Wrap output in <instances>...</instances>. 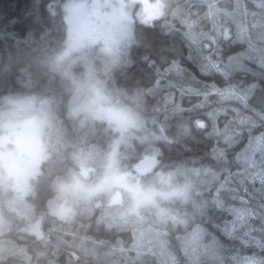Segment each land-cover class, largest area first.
<instances>
[{
	"label": "clouds",
	"instance_id": "clouds-1",
	"mask_svg": "<svg viewBox=\"0 0 264 264\" xmlns=\"http://www.w3.org/2000/svg\"><path fill=\"white\" fill-rule=\"evenodd\" d=\"M196 2L199 4L206 0ZM158 3L162 7V14L145 23L137 15L141 5L137 0H130L129 9L134 31L144 35L171 34L175 38V46L171 49L173 56L174 49L179 48L181 44L188 47V41L199 47L205 40L215 42L221 37L227 40L230 36L233 44L239 42L246 45L242 51L231 56L227 64L235 80L242 83L253 77L264 79V0H235L232 11L212 19L208 31H204L199 20L210 13H203L196 21H192L190 18L192 5L189 0H158ZM213 7L209 5L210 9ZM177 25L186 31H181ZM204 47L206 48L207 44H204ZM69 55L70 51L65 52L60 59L63 60ZM46 67L39 61L35 64L30 74L33 88H48V83L44 80L48 75ZM69 78L72 79L73 92L68 110L71 127H57L53 132L50 118L42 117L27 107L17 114L14 128L9 127L7 121L0 123V199L6 204L3 218H0V231H12L19 227L20 222L28 223L29 212L32 213V219L46 216L53 222L73 225L96 215L97 225L103 224L105 228L116 226L105 218V212L112 204V193L102 191L98 187L88 188L87 191L81 189V185L87 186L78 170L77 153L82 149H77L73 141L86 122L106 123L109 128L119 131L117 124L119 117L115 112L105 113L91 107L88 102L90 93L85 83ZM252 103L257 110L252 115L242 111L243 123L232 118L229 113L230 128L225 135L214 134L212 126L207 130L197 127L192 122L193 117L197 115L195 113L180 115L173 124L172 134L180 143L202 142L206 139L212 141L211 149L196 157L200 161L199 182L209 189L215 188L217 184L222 183L220 176L225 169H235L234 177L239 184L244 186L246 183L247 187H251V191L248 192L251 199L239 207L249 213L250 225L259 222L258 227L245 226L243 230L233 233L230 237L224 234L227 239H222L220 234L204 228L201 233L204 251L199 258V264H264V153L257 154L253 159L242 151L249 142L252 145L258 141L264 142V90L257 94ZM172 110L180 112L175 107ZM221 122L223 123V120ZM145 123H148L147 119ZM225 140L238 147L233 149L224 142ZM17 141L25 145L27 150H17ZM218 141L219 148L228 153L226 157L222 154H213L212 149L217 147ZM107 177L108 170L104 167L97 173L95 184L103 185ZM133 181L141 192L152 191L151 186L140 184L136 177L129 176V183ZM257 183L259 187L256 186ZM193 186L189 183L177 187ZM158 205L159 197L156 198V205L136 207L133 202L129 215L131 226L136 227L138 221L144 218V212L150 211L154 216V223L159 224L161 229L169 227L175 229L177 221L170 215L162 214ZM62 210H67L68 215H62ZM192 211L197 219L206 214L204 207L193 208ZM20 230L27 231L29 235L33 234L27 228ZM67 234L74 235L71 232ZM166 234V231L161 232V235ZM38 239L40 237H37ZM204 240H207V243H203ZM35 243L36 241H33V244ZM65 251L69 253L68 264H97L95 256H90L86 250L71 242H68ZM36 257L34 264H42L41 258L46 257V253L36 251ZM0 264H19V261L13 253L0 250ZM47 264L56 262L49 260Z\"/></svg>",
	"mask_w": 264,
	"mask_h": 264
},
{
	"label": "rangeland",
	"instance_id": "rangeland-1",
	"mask_svg": "<svg viewBox=\"0 0 264 264\" xmlns=\"http://www.w3.org/2000/svg\"><path fill=\"white\" fill-rule=\"evenodd\" d=\"M105 1L106 3L104 4H93L80 7L79 9H77L78 6L73 8L68 7L71 24L75 23L76 18L86 22L91 27L97 28L98 26V28L104 29L103 31L106 34L114 32L113 36H115V39L112 42L108 40L109 42L105 41V44L101 46H92L91 44L85 43L86 41L84 42V39L87 40L85 35H87L92 29L90 28L89 32L84 31L82 34H79V36H76L75 38L72 37V40L69 39L67 42V49L63 52L70 51L69 56H73V59L68 58L66 62L68 67H72L78 62L75 59L80 58L85 61L84 63H91L94 66V68L92 65L88 66L89 71L87 74L89 77L87 79L91 78L92 73L100 72L96 77L90 80H84L85 87L90 93L88 96V102L93 108L100 109L105 113L115 112L119 117L117 124L120 130L116 131L119 136L116 140H110V142H113L111 143V147L108 146L107 151L105 143L102 142L103 134L104 131L105 133L114 131L112 128H109L107 125H105L106 127H102V125H100L102 123L100 122H86L83 127L80 128L79 135L76 138L78 145H76V141L74 144L77 149H82V151H78L77 153L79 157L78 170L81 176L84 174L85 178L82 177L87 182L86 187L84 185H81L80 187L83 191H87V189L91 187H98L102 191L111 192L112 204L109 210L105 212V218L116 226L110 228V231L111 229H120L122 232H125L127 231L126 229H130L132 232L136 231L135 235L139 237L140 240L143 239L147 241V244L150 247H148V249L145 248V252L143 253V246L134 239L136 236L133 235L129 238L131 240L128 242L127 247L131 249L134 246V251L132 250L133 253L132 256H130L129 261L131 263L129 264L175 263V259L170 257L171 253L167 248V241L165 240L164 235H161V232H176L180 230V227L190 226L194 227L193 230H190L188 234L183 237V251L190 259L189 264H199V258L204 251L201 241V233L206 227V223L212 225L216 231L224 230L222 223L218 226L213 223L211 219L212 216L217 215L213 208V203L215 202L214 188L209 189L206 185L200 183L198 170L191 169L189 166H171L164 170V166L162 167L161 164H158L152 171H150L151 174L146 180L137 176L140 184H147L152 188V191L144 193L139 190L135 181L129 183V176H136V162L133 164V168H128L127 166L130 164L129 160L131 155L123 159L118 156V153H120L119 146L126 144L127 150L131 148V144L127 143L130 138H133L134 136L137 137L138 141H144L148 136L144 133L141 135L136 133L138 130L141 131L142 125L137 121L138 118L135 113L132 111L128 113L124 107L121 106L119 108L116 103H114L118 97L122 101L123 99L128 100L133 104H135L139 98L136 92L130 93V89H134L132 84L120 88L116 85L117 81L114 80L111 75L112 71L111 73L106 71L111 69L110 67H113L114 65L127 64L128 55L130 54V50H132L134 43H129L127 39L129 36V30L125 25L116 26L115 30L113 27L105 24L99 26L94 23V26L91 25L92 21L88 16L96 14L95 11L106 14V24H109L107 22V18L109 17L113 18V23H121L124 18L128 17L121 7L110 6L111 9H109L108 12L103 11L104 8L112 3V0ZM233 5L234 1L224 6L214 5V7L209 10V17L214 19L217 15H225L232 11ZM117 45L119 46L117 47ZM81 66L83 67V64ZM80 72L81 71L78 73ZM72 76L70 74L71 78ZM68 78L69 76L66 77V79ZM74 78H78L77 75H75ZM70 89L72 91V79ZM58 100L59 99L52 98L44 100V98H38L35 96L26 98H5V105L3 104L5 108L0 109V123L7 121L8 126L14 128L17 114L24 107H27L31 111L40 114L42 117L50 118L53 132H55L57 127H71L72 124L70 119L69 122L66 123V119L63 118L62 115L65 111V115L69 118L65 106ZM143 105H145V101H143ZM95 138L97 140L100 138V141L93 143L92 141H94ZM89 141H91V143ZM148 157L155 158L154 155ZM104 167L108 170V177L103 185H96L93 178ZM235 171L236 170L233 169V172ZM227 175L228 174L225 171L222 173L220 176L221 182H223V179L227 178ZM233 179H235V177H233L232 180ZM189 183L194 186L191 188L177 187L185 186ZM257 185L259 187L258 183ZM113 189L116 190L113 191ZM205 194L209 197H206ZM157 197H159V210L162 214L170 215L177 221L176 228L172 229L169 227L168 229H161L159 224L154 223V216L150 211H145L143 214L144 218L138 221L136 227H132L129 222V215L130 209L133 207V202H135L136 207L156 205ZM197 207H204L206 209V214L199 219L193 215L192 211L193 208ZM237 213V223L234 225L230 224L229 227L224 230L225 234L229 237L233 233L243 230L245 226L253 228L251 225H255L254 228L258 227V221L255 224H249V213L243 208L237 209ZM252 215H254V213ZM203 243H207V240H204ZM96 248L98 247L90 245L88 250H91L92 255H96ZM122 248H124V246ZM153 253H155V255H153ZM136 254H140V256L137 257Z\"/></svg>",
	"mask_w": 264,
	"mask_h": 264
},
{
	"label": "trees",
	"instance_id": "trees-1",
	"mask_svg": "<svg viewBox=\"0 0 264 264\" xmlns=\"http://www.w3.org/2000/svg\"><path fill=\"white\" fill-rule=\"evenodd\" d=\"M232 1L235 2V0H206V2L198 4L196 0H189L192 5L190 18L192 21H196L203 13H209V5L224 6ZM66 2L67 0H0V109L5 108V98L35 96L44 99H59L58 101H60V98L68 100L72 91L70 86L67 85V83L71 85V82L67 81L66 77H70V74L75 76L80 71L77 65L78 62L85 65L84 71L78 73L82 82L90 80L100 73H92L91 78L87 79L89 77L87 74L89 71L88 66L92 65L91 63H84L85 61L82 58L80 60L75 59L79 61L72 66V69L66 64L68 58L60 61V56L67 49L68 42L69 26L65 19L66 12L64 9ZM212 19L207 16L200 19L199 24L201 21L211 24ZM177 27L181 28V31L184 30L180 25H177ZM133 43L127 64L114 65L106 71L110 73L112 71L111 75L117 81L116 85L118 87H127L128 84L134 86L133 90L130 89V93L136 92L138 95L139 99L135 104L124 99L122 101L119 97L116 98L114 103L119 108L124 107L128 113L130 111L135 113L138 118L137 121L142 125L141 131L138 130L136 133L138 135L144 133L148 137L146 136L147 138L144 141H138L137 137L133 136L127 142L131 144V148L127 150L126 144L119 146L120 153H118V156L123 159L131 155L128 168H133L135 162L137 163L141 159L154 155L159 160V164L162 167L164 166V170L171 166L185 165L199 171L200 161L196 157L208 152L211 149L212 141L206 139L202 142H178L172 134L173 124L178 116L188 114L173 111V106L164 105L161 102V95L151 83L155 78V67L163 69L167 62L171 60L170 57L173 56L171 49L175 46V38L171 34L167 36L153 33L144 35L136 32ZM180 47L184 48L186 54L187 47L183 44ZM38 61L47 66L45 71L48 75L44 77L45 82L48 83L47 89H36L31 86L30 74ZM146 96L147 103L143 105ZM68 103L66 102L65 105L68 106ZM185 104H187V100ZM146 119L148 120L147 124L145 123ZM100 125L106 127L107 124L102 123ZM118 136L119 134L116 131L107 133L104 131L102 142L106 145V151L113 142H110V140H116ZM99 141L100 138L98 140L95 138L92 142L97 143ZM89 142L91 143V141ZM230 183L233 188L239 190L238 194L243 198L235 201L233 206L236 209H241L239 206L251 199L248 196L251 187H247L248 192L246 194L244 186L240 185L236 178L231 180ZM256 186L258 187V185ZM205 196L209 197L207 194ZM193 227H180V230L164 235L168 244L167 248L171 253L170 257L175 259L173 264L190 263L188 255L183 251V237L190 230H193ZM205 228L218 235L220 234V230L216 231L210 224L206 223ZM126 230L117 238L121 245L120 256H118V250L112 248V241L101 244V246L97 245L100 248V253L98 252L100 260L97 261V264L131 263L129 261L134 246L130 249L126 245H128L130 237L136 236V231ZM82 235L78 230L74 239L79 243ZM89 239L91 240V238ZM134 239L143 246V253L145 248L150 247L147 241L140 240L137 236ZM75 245L78 246L77 243ZM123 246L125 248H122ZM136 255L137 257L140 256V254Z\"/></svg>",
	"mask_w": 264,
	"mask_h": 264
},
{
	"label": "snow or ice",
	"instance_id": "snow-or-ice-1",
	"mask_svg": "<svg viewBox=\"0 0 264 264\" xmlns=\"http://www.w3.org/2000/svg\"><path fill=\"white\" fill-rule=\"evenodd\" d=\"M200 25L204 31L211 28V24L205 21H201ZM204 44H207L206 48ZM188 45L186 54L183 47L176 48L175 55L163 69L155 67V78L151 83L161 95V102L164 105H171L188 115L195 113L197 115L193 117L192 122L197 127L207 130L212 126L214 134L225 135L230 128L229 113L232 118L243 123L242 111L252 115L257 110L252 101L264 90V79L253 77L242 83L235 80L227 64L229 58L242 51L246 45L239 42L233 44L230 36L227 40L221 37L215 42L205 40L199 47L191 41H188ZM224 142L233 149L238 147L229 140ZM242 151L246 156L255 159L257 154L264 153V142L258 141L255 145L249 142ZM212 152L225 157L228 155L219 148V141ZM225 172L228 174L227 178L214 188L213 208L217 215L211 217L212 222L218 226L222 223L224 230L230 224L237 223L238 213L233 205L235 201L243 199L238 194L239 190L231 186L233 169H225ZM244 191L247 194L246 183ZM224 230L220 231V235L222 239H227Z\"/></svg>",
	"mask_w": 264,
	"mask_h": 264
},
{
	"label": "flooded vegetation",
	"instance_id": "flooded-vegetation-1",
	"mask_svg": "<svg viewBox=\"0 0 264 264\" xmlns=\"http://www.w3.org/2000/svg\"><path fill=\"white\" fill-rule=\"evenodd\" d=\"M111 1V0H107ZM106 3L105 0H67L66 6L64 7L66 15L65 19L67 21V24L69 26L68 29V40L72 37L79 36V34H82L84 31H88L91 29V31L85 35L86 39H84V42L87 44H91L92 46H101L105 44V41L112 42L115 39V36H113L114 32L106 34L101 28H94L91 27L89 24H87L84 21L78 20L75 18V23L71 24L70 16L68 14V7H75L78 6L77 9L84 6H90V5H99ZM137 3L141 5L139 12L137 15L142 19L145 23L151 22L153 19L159 17L162 14V7L158 3V0H137ZM130 0H112L111 5H108L106 8H104L103 11H107L110 8V6H116L121 7L124 13L128 16L127 18H124V20L121 23H113L114 20L112 17L107 18V22L109 24H106V14H102L101 12L95 11L96 14H93L92 16H88L89 19H91L92 23L91 25L94 26V23L96 25H108L110 27H113L114 30L116 26H127L129 30V36L127 37L129 43H133L136 35V31L132 28L133 18L130 15V9H129ZM86 14V13H84ZM87 16V15H86ZM73 29V32H72ZM126 37V36H124ZM107 39V40H106ZM124 39V38H123ZM126 39V40H127ZM109 40V41H108ZM126 43V42H125ZM119 45H117L118 47ZM116 47V48H117ZM120 51V50H119ZM121 52V51H120ZM78 53V52H77ZM66 58H73L72 56L66 57ZM64 60V59H63ZM80 60V59H79ZM78 60V61H79ZM60 61H62L60 59ZM79 70L81 72L84 71L85 65L77 63ZM75 65V66H77ZM73 69V67H72ZM78 78L74 79H81L79 74L76 73ZM67 81L71 82V79H67ZM67 85H70V83ZM73 93H70L69 99L60 98L61 103L65 106L66 112L68 113L69 110V103L68 106L65 105L66 102H69L72 98ZM63 118L66 119V123L69 122V119L65 115V111L62 113ZM76 140L73 141V143ZM76 145L77 141H76ZM16 148L19 151H26L27 148L25 145L21 144L19 141L16 143ZM71 150V149H70ZM83 171V170H82ZM151 173H148L145 176H139L142 179H146ZM84 177V174L82 175ZM85 178V177H84ZM96 179V176L93 178ZM116 190V189H115ZM43 195V194H42ZM14 205V202H13ZM6 204L3 199H0V218H3L4 210H5ZM62 215H68L67 210L61 211ZM98 214V213H97ZM29 216V222L24 223L20 222L19 227L15 228L12 231H0V250H5L8 252H11L14 254L15 258L19 261V264H34V262L37 260L36 257V251H42L46 253V257L41 258L42 264H47V261H55L56 264H68L69 261V253L65 251V249L68 246V242H71L73 244H78V247L81 249L86 250L89 255L92 253L91 250H88L89 246H101V244H106L112 241V248L114 250H118V256L119 252H121V245L120 242H118L117 238H119L121 231L116 229L105 228L103 224L97 225L96 223V215L91 216L89 219L83 220L81 223L78 224H71V223H56L50 220L48 217H40L37 219H32V213H27ZM21 228H27L32 235H29L27 231H21ZM80 230V232L83 234L81 237V241L78 243L74 237L77 235V231ZM74 233V235H69L67 233ZM37 237H40V239L37 240ZM91 238V240L89 239ZM131 239H129L130 242ZM33 241H36L35 244H33ZM110 245V244H109ZM128 246V245H126ZM125 248V246H124ZM100 248H96V255H94L97 258V261L100 260ZM126 249H128L126 247ZM75 250V249H73ZM99 252V253H98ZM91 256V255H90Z\"/></svg>",
	"mask_w": 264,
	"mask_h": 264
},
{
	"label": "water",
	"instance_id": "water-1",
	"mask_svg": "<svg viewBox=\"0 0 264 264\" xmlns=\"http://www.w3.org/2000/svg\"><path fill=\"white\" fill-rule=\"evenodd\" d=\"M158 164V160L154 157H147L135 164V172L139 175H146L152 171Z\"/></svg>",
	"mask_w": 264,
	"mask_h": 264
},
{
	"label": "bare ground",
	"instance_id": "bare-ground-1",
	"mask_svg": "<svg viewBox=\"0 0 264 264\" xmlns=\"http://www.w3.org/2000/svg\"><path fill=\"white\" fill-rule=\"evenodd\" d=\"M184 31V30H183Z\"/></svg>",
	"mask_w": 264,
	"mask_h": 264
}]
</instances>
